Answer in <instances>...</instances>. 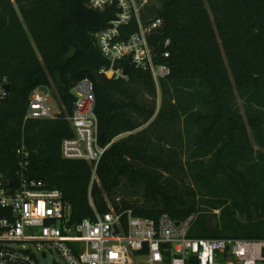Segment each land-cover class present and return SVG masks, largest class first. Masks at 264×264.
Instances as JSON below:
<instances>
[{
	"label": "trees",
	"instance_id": "obj_1",
	"mask_svg": "<svg viewBox=\"0 0 264 264\" xmlns=\"http://www.w3.org/2000/svg\"><path fill=\"white\" fill-rule=\"evenodd\" d=\"M116 14L88 0H0V83L11 87L0 106V175L15 177L24 141L30 176L61 190L77 223L132 210L154 221L195 217L191 238L262 240L264 0H148L143 24L163 21L150 44L160 55L171 42L170 57L157 60L170 68L160 92L133 65L129 81L99 75L109 61L97 35ZM137 28H123V38ZM83 80L94 84L107 148L95 179L92 165L61 154L74 135L72 90ZM38 87L55 90L59 118L25 121Z\"/></svg>",
	"mask_w": 264,
	"mask_h": 264
},
{
	"label": "built area",
	"instance_id": "obj_2",
	"mask_svg": "<svg viewBox=\"0 0 264 264\" xmlns=\"http://www.w3.org/2000/svg\"><path fill=\"white\" fill-rule=\"evenodd\" d=\"M148 0H88L89 7L105 11L117 9L116 18L97 35L98 47L109 61L99 75L116 81H129L126 65L150 73L158 92L170 68L159 63L169 58L170 40L159 53L150 44L153 31L163 21L156 17L145 26L141 10ZM133 21L137 31L123 38V28ZM6 82L0 83V106L9 95ZM73 113L67 117L73 137L62 142L61 154L68 161H84L96 169L107 148L99 144L94 84L77 83ZM50 87H38L30 95L25 121L57 119L62 107ZM56 104L54 111L51 103ZM17 169L14 178L0 175V264H41L30 246L48 248L41 256L57 253L63 264H264V238L197 239L189 236L195 217L177 222L168 214L157 221L134 215L132 210L106 214L95 212L93 218L77 223L72 206L61 190L30 176L31 154L24 141L16 150ZM219 213V211H216Z\"/></svg>",
	"mask_w": 264,
	"mask_h": 264
},
{
	"label": "rangeland",
	"instance_id": "obj_3",
	"mask_svg": "<svg viewBox=\"0 0 264 264\" xmlns=\"http://www.w3.org/2000/svg\"><path fill=\"white\" fill-rule=\"evenodd\" d=\"M12 1H14V0H12ZM54 92H55V90H54ZM51 107H52V109L54 110V111H56L57 110V108H56V104L53 102V103H51ZM124 195V194H123ZM126 199V200H128V201H131V200H137V199H139L138 197H130V196H122V197H120V199ZM30 249L34 252V253H36V254H38V259H39V261H40V263L41 264H63V261H62V259L58 256V254L57 253H53V254H50V253H48V256H47V258L46 259H44L42 256H41V252L42 251H45V250H48V248H46V247H43L41 244L39 245V246H30Z\"/></svg>",
	"mask_w": 264,
	"mask_h": 264
},
{
	"label": "water",
	"instance_id": "obj_4",
	"mask_svg": "<svg viewBox=\"0 0 264 264\" xmlns=\"http://www.w3.org/2000/svg\"><path fill=\"white\" fill-rule=\"evenodd\" d=\"M5 89H6L7 92H10V90H11L10 85H6V86H5Z\"/></svg>",
	"mask_w": 264,
	"mask_h": 264
}]
</instances>
